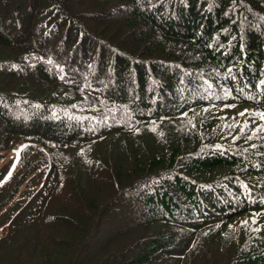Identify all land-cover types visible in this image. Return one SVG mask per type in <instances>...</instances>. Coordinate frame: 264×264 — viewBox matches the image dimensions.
Here are the masks:
<instances>
[{
    "label": "trees",
    "instance_id": "trees-1",
    "mask_svg": "<svg viewBox=\"0 0 264 264\" xmlns=\"http://www.w3.org/2000/svg\"><path fill=\"white\" fill-rule=\"evenodd\" d=\"M0 264H264V0H0Z\"/></svg>",
    "mask_w": 264,
    "mask_h": 264
},
{
    "label": "rangeland",
    "instance_id": "rangeland-1",
    "mask_svg": "<svg viewBox=\"0 0 264 264\" xmlns=\"http://www.w3.org/2000/svg\"><path fill=\"white\" fill-rule=\"evenodd\" d=\"M17 150H10L8 151V153H5L6 154V157H5V160L4 162L10 160L11 158L15 159L16 158V155H17Z\"/></svg>",
    "mask_w": 264,
    "mask_h": 264
},
{
    "label": "bare ground",
    "instance_id": "bare-ground-1",
    "mask_svg": "<svg viewBox=\"0 0 264 264\" xmlns=\"http://www.w3.org/2000/svg\"><path fill=\"white\" fill-rule=\"evenodd\" d=\"M138 17H139V16H138ZM137 19H138V18H137ZM137 19H136V20H137ZM133 20H134V19H133Z\"/></svg>",
    "mask_w": 264,
    "mask_h": 264
}]
</instances>
